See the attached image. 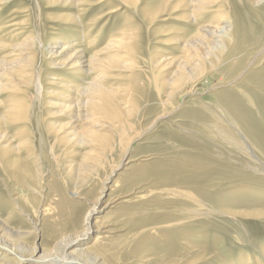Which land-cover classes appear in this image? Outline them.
Listing matches in <instances>:
<instances>
[{"label": "bare ground", "instance_id": "obj_1", "mask_svg": "<svg viewBox=\"0 0 264 264\" xmlns=\"http://www.w3.org/2000/svg\"><path fill=\"white\" fill-rule=\"evenodd\" d=\"M13 1L0 0V12ZM55 1L57 0H49L52 3ZM78 1L74 0L72 3L76 6L84 2ZM119 1L132 5L136 0ZM247 1L257 3L262 0ZM228 8H231L228 0H163L161 4L143 11L142 18L145 22H163L167 19L161 17L174 15L177 23L194 29L191 33L183 34L182 29L175 27L180 35H172L165 40L164 43L177 48V56L165 55L164 49L163 56L158 55L159 58L154 55H149L151 58L148 59L142 58L141 51L139 52L138 28L134 22L126 20L119 21L117 28L108 35L105 44L98 47L97 40L104 26L100 25L101 28L95 29L96 34L92 37L91 33L95 32L92 28L96 24L105 22L107 18L103 20L104 16H97L92 24L89 23L90 26L86 25L87 27L82 28L83 24H75L81 27L78 30L79 42L71 46H68L67 41L56 43L49 51L46 50L48 58H51L50 68L61 70L60 75L50 76V79L55 80L51 84L57 86L53 91H56V97L59 99V102L51 104L59 110L51 114L65 118L62 123L52 122L49 125L50 133L54 141L65 149L67 155L79 157L66 166L67 188L69 185L67 191L70 198L87 201L78 189L85 186L87 178L108 150L109 143L115 141L114 136L120 135L121 132L122 135L117 138L126 141L122 139L125 135L122 120H129L134 113L135 123L127 121V124L124 121L126 126L129 125L126 131L129 132L135 127L131 134L145 132V129L137 127L139 124L135 125V116L137 110L144 105L145 99H152V95L144 92L148 91L146 89L153 79L150 75L158 76L153 98L160 96V100L152 99L147 103L153 112L161 107L162 110L157 113L156 118H162L168 111H173L175 98L194 92L193 87L189 89L187 85L190 86L198 72L207 67L220 66L221 63L226 65L227 60L231 58L234 71L240 72L263 56L262 41L258 39L249 42L245 39L244 35L249 34V27L243 26L233 11L230 16ZM14 12L16 11H11L5 16L6 21L0 23V93H21L22 86L28 85L35 66L38 38H34L29 25L24 26L23 21L16 20L19 13L13 14ZM109 12L111 11L106 14ZM58 19L65 20L64 16H59ZM56 27L51 25L48 28L54 32L57 31ZM173 32L170 29L160 31L165 37ZM82 44L84 49L79 50ZM40 47L44 49L41 45ZM143 61L147 65L142 64ZM141 65H146L143 68H146L147 74L139 71ZM62 75H67L68 78ZM153 82L155 83L154 79ZM53 91L52 94L55 95ZM20 103L22 102L12 100L1 107L0 181L7 188L12 180L18 188L35 191L36 186L40 184L41 170L37 158L25 151L29 139L20 132L9 135L5 130L6 124L11 122L9 120L25 116L27 109ZM104 126L110 129L111 134L99 133ZM211 129L218 130L212 125ZM127 138H130L129 135ZM141 158L129 157L121 165L120 168L127 173L123 174L126 176L123 178V184L127 186L124 191L115 195V198L110 199L109 196L101 210L102 213L118 202L116 205L125 204L120 214L106 212L96 217L93 225L89 223L101 192L115 189L118 186L116 184L107 187L103 183L97 188L92 200L87 201L88 204L93 203L92 208L85 209L81 215L73 214L64 207H61L62 213L61 209L54 208V211H51L41 206L40 213L38 212L41 220L43 219L42 228L39 229L40 238L44 229L49 228L50 232L44 236V243L32 244L27 249L22 240L24 235L32 232L11 229L16 208L23 211L18 200L13 199L11 206H7L5 218L0 219V264H264V246L260 249L254 248L258 251V256L253 257L243 254L232 258V254L218 251L224 246V241L219 243V236L232 227L229 224H243L236 218L264 220V191L255 192L254 200L248 196H238L236 199L222 197L217 193L220 191L219 182H213L212 176L202 174L203 167L197 161H191L189 166L196 176L187 180L162 178L156 180V184L151 181L148 183L147 180L138 178L146 177L142 175L146 173L147 168L136 163L148 159ZM178 175L179 170L169 176ZM118 177L121 178V175ZM248 181L255 180L250 178ZM150 186L154 188L151 189ZM245 186L248 190L255 185ZM251 189L250 192H253ZM145 191L147 192L142 195ZM242 192L244 191L241 189L237 194ZM255 197L258 200H255ZM113 214H116L118 222L101 227L105 224L103 221ZM23 215L27 217V214ZM48 221L49 226L45 225ZM217 221L223 226L222 232L214 226ZM34 224L36 226V222ZM88 234L95 236L82 246L72 247ZM239 240L252 248L244 238ZM154 243L156 246L152 247Z\"/></svg>", "mask_w": 264, "mask_h": 264}, {"label": "rangeland", "instance_id": "obj_2", "mask_svg": "<svg viewBox=\"0 0 264 264\" xmlns=\"http://www.w3.org/2000/svg\"><path fill=\"white\" fill-rule=\"evenodd\" d=\"M76 1L79 2L78 0ZM83 1V3L75 6L72 3L74 0H65L66 3L64 0H57L53 3L49 2V0H14L8 3L3 11L0 12V23L6 21L4 18L11 11H16L13 14L19 13L16 20L23 21L24 26L29 25L32 28L34 38H38L34 71L30 75V81L25 86L26 88L22 86L21 93L18 94L15 92L0 93V112L2 105L10 103L12 100L20 101L22 102L20 103L21 106L24 105L26 107L27 113L25 112V116L9 120L11 122L6 124L5 130L9 135L20 132L29 139V147L27 146L25 151L30 154L32 153L33 157L37 158L41 170L40 184L36 186L35 191L18 188L12 180L10 181L11 183H8L7 188L0 181V206L3 207H0V219L5 218L7 209L13 203V199L18 200L21 205L20 207L24 211L22 212L27 214V217L24 216L16 208L14 219L11 222V229L23 230V232L29 230L32 232L31 234L24 235L25 238L22 241L25 244V249L32 246V244L39 245L44 243V236L50 232L49 228L44 229L42 238H40L41 233L39 229L42 228L43 219L41 220V215L38 214V212L40 213L39 207L44 206L43 209L51 211H54V208L61 209V207H64L73 214L81 215L85 209L92 208L93 203L91 205L87 201L92 200L96 189L103 183L107 187H111L114 184L118 186L115 189L103 190L101 192L98 203L94 208L95 211L90 215V225H93L96 217L103 213L120 214V210L125 204L116 205L118 202L110 205L102 213L101 210L106 205L107 199L110 198L109 196H111L110 199H113L116 197L115 195L125 190L127 185L124 186L123 178L126 177L124 175H127V173L120 167L129 157L148 159L136 163L140 167L147 168L146 173L142 175L146 177H137L139 180H147L148 183L151 181L153 182L152 184H156V180L162 178H181L187 180L189 177L196 176L189 166L191 161H197L203 167L202 174L212 176L213 182H219L220 191L217 193L221 194L222 197L227 196L236 199L238 196H248L251 200H254L253 195H256L255 192L264 191V188L262 189L264 187L263 52V56L252 66L245 69L246 71H234V63L232 64L231 58L229 61L227 60L226 65H222L221 63L220 66L207 67L203 71H200V73L198 72L191 81L190 86L187 85L189 89L193 87L194 92L175 98L173 101V111H168V114L166 113L167 115L162 118H156L158 117L157 113L162 108L160 107L157 111L153 112L147 103L148 100L152 101V99L156 101L160 100V96L153 98L154 86L158 84V76L157 74L150 75L155 80V83L152 79L151 83H149L151 87L148 86L149 89H146L148 91L144 92L152 95V99H145L144 105L141 106L139 111L137 110L135 116V120H137L135 125L139 124L140 126L138 125L137 127H141V130L145 129V132L139 131L135 135L131 134L135 127L129 132L126 131V127L129 125L126 126L125 122L135 123L133 121L134 113L130 117L131 119L122 120L123 134L125 133L122 139L126 141L117 138L122 135L121 132L120 135H115V141L111 144L109 143L108 150L99 164L96 165V169L87 178L85 186L82 189H78L80 190L79 193L87 201L70 198L69 191H67L69 190V185L67 188L68 175L66 166L71 164L69 162L75 161L79 157L67 155L65 149L54 141L50 133L49 125L52 122L55 124H58V122L62 123L65 118L64 116L54 117L51 114L59 110L54 105L51 106L54 102H59V99L56 97V91H53L57 86L51 84L55 80L50 79V76L53 74L60 75L61 70L50 68L51 65L49 63L51 58H48L46 50L49 51L52 47L56 46L54 45L56 43L62 44L67 41L69 43L68 46H71L75 42H79L78 30L81 27L75 24H83L82 28L87 27L86 25L90 26L97 16H104L103 20L107 18V21L105 20V22L96 24L92 28L95 32L91 33V37L96 34L97 29L101 28L102 25L104 26H102L103 31H100L102 33L97 40L98 47H102L105 44L108 35L117 28L120 22L123 20L132 21V23L136 24L135 26L138 28L140 34V39L138 40L139 52L141 51L140 56L145 59L151 58L153 55L155 58H159L158 55L163 56L164 52L162 50L164 49L165 55L177 56V48L173 47V45L171 46V44L169 45V43H164L165 40L169 37L171 38L172 35H180L174 29L175 27L182 29L183 34L191 33L194 30L190 26L177 23L174 20V15L161 17V19H167L163 22L161 20L145 22L142 18L143 11H148L155 5L161 4L163 0H136L132 5L119 0ZM228 1L231 5V8H228L230 16H232L233 11L237 15V20L242 22L243 26L249 27V34L244 35V38L249 42H255L260 39L264 47V0L257 3H251V1L247 0ZM109 10L111 12L106 14ZM114 10H117L116 13H112ZM59 16H64L65 20L58 19ZM55 19L56 21H54ZM51 25L57 26V31L53 32L49 30L48 27ZM164 29H170L172 32L175 30V32L165 37L160 33ZM176 32L177 34H175ZM158 40H161V43ZM80 49H84V44L79 47ZM149 55L152 56L150 57ZM145 59L144 61H146ZM144 61L142 64H146ZM146 65H141L139 71L147 74L148 71L146 68H143ZM237 73H240V75ZM62 76L68 78L67 75ZM52 91L55 95L52 94ZM225 110L229 111L226 112ZM211 125L216 126L218 130H212ZM99 133H110V129L104 126ZM127 135H129L130 141H128V138L126 139ZM177 170H179L178 176H169ZM119 175H121V178L118 177ZM250 178L255 181H248ZM246 183L255 185L249 187L250 189L252 188L251 190H254L253 192H250V189H248L249 191L247 190ZM150 187H152L151 189L154 188L153 186ZM241 189L244 192L238 195L237 193ZM9 190L11 193H9ZM255 200H258V198L255 197ZM22 205H25L24 208ZM114 205L116 206L114 207ZM61 211L63 213L62 209ZM109 217V219L107 218L103 221L105 224L101 227L118 222L116 221L118 220L116 214ZM236 219L240 220L243 224L230 223L229 225L232 227L227 229V232H222L221 228L223 226L220 222L217 221L218 223L214 224L222 232V235L219 236V243L224 241V246L218 250L219 253L227 252V255L230 253L232 254V258L243 254L251 255L252 257L258 256V251H255L254 248L260 249L261 246H264V220H254L253 218ZM49 224L50 221L45 223L48 226ZM93 236L95 235L88 234L80 242L73 244L72 247H79L88 243ZM35 238L36 240H34ZM240 238H244V240L252 245V248L248 247L249 245L247 246L246 242L245 244L240 242ZM154 245L156 246L154 243L152 247H155Z\"/></svg>", "mask_w": 264, "mask_h": 264}]
</instances>
